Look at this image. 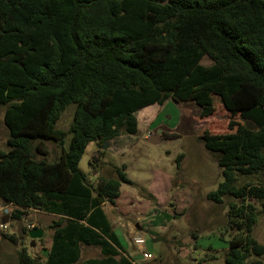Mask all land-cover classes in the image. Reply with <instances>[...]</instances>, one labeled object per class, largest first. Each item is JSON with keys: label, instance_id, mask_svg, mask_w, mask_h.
<instances>
[{"label": "trees", "instance_id": "obj_1", "mask_svg": "<svg viewBox=\"0 0 264 264\" xmlns=\"http://www.w3.org/2000/svg\"><path fill=\"white\" fill-rule=\"evenodd\" d=\"M216 98L233 114L264 108V0H0V106L9 131L0 200L15 207L9 222L29 211L60 216L46 261L24 249L17 264H134L102 209L131 184L126 166L94 185L79 169L84 153L138 134L136 114L148 107L172 100L207 117ZM70 105L73 122L58 129ZM242 121L198 134L223 176L208 199L239 201L229 203L239 236L228 242L226 264L264 256L253 237L258 207L247 202L264 212V182L239 185L264 178V127ZM44 142L61 146L58 159L47 160ZM81 246L101 257L81 263Z\"/></svg>", "mask_w": 264, "mask_h": 264}, {"label": "rangeland", "instance_id": "obj_2", "mask_svg": "<svg viewBox=\"0 0 264 264\" xmlns=\"http://www.w3.org/2000/svg\"><path fill=\"white\" fill-rule=\"evenodd\" d=\"M202 63L212 64L208 58ZM216 103V110L207 117L200 116L202 108L198 105H177L172 100L164 107H148L136 114L138 134H124L111 147L99 148L95 143L87 147L79 169L94 185L97 173L98 177H111L117 168L126 166L131 184L122 186L123 192L110 215L125 254L134 264H226L228 242L239 236L234 227H229V203L239 201L226 198L223 204H216L208 199V194L223 182V176L217 155L205 148L198 134L226 133L230 122L237 126L244 122L240 114L228 112L217 98ZM4 111L5 107L0 106V150L8 149L9 131L3 121ZM74 113L75 105L68 106L57 128L68 131ZM44 147L49 162L59 158L60 145L44 142ZM181 154L184 157L178 169L177 158ZM259 182H264L263 176L241 178L239 185ZM247 202L258 207L253 237L264 246V212L253 199ZM26 219L29 217L25 216L22 222L13 221L14 225L7 231L12 233L13 226L18 228L12 236L13 242L8 238V264H17L24 249L39 261L44 257L46 245L34 246L35 242L24 230ZM137 235L146 242L142 249L133 241ZM82 252L81 263L101 257L99 248L84 246ZM148 254L151 258L145 257ZM257 260L264 264V256H252L246 264Z\"/></svg>", "mask_w": 264, "mask_h": 264}, {"label": "crops", "instance_id": "obj_3", "mask_svg": "<svg viewBox=\"0 0 264 264\" xmlns=\"http://www.w3.org/2000/svg\"><path fill=\"white\" fill-rule=\"evenodd\" d=\"M165 105L160 106V107H164ZM177 105H179V104H177ZM118 138H116L113 141H111L110 143H108V146L111 147V144L114 143L115 141H117ZM98 174L99 173H97L95 175L96 178H98ZM123 185H125V184H123ZM122 186H121V189H122ZM121 189H120V193L122 194L123 190H121ZM116 206H117L116 205V202H115L114 205L109 204V203H105V204H103L102 209H103V211H104V213H105L108 221L112 225L114 232L116 233V235L118 236V238L120 240V237L118 235V229H116L114 227V221H113V219L111 217V215H112L111 214L112 208L113 207L115 208ZM14 209H15V207L13 205L12 211ZM26 216L29 217V219L24 220V226L26 227V229L25 228L24 229L26 230V233L27 234L30 231L34 230V229H42V231H43V236L41 238H39V239L33 240V242H35L34 243V246L36 244H38V246L39 245H42V244H45L46 245V247L44 248V254H43L44 257H43V259L41 261V262H45L46 259H47L48 252L51 249L52 242H53L54 230L51 229V225L53 224L54 221H58L59 218H60V216L55 215V214H51V213L42 212V211H29ZM0 217H1L0 218V264H8V262H7L8 261V247H9V245H8V237L9 236L11 237V236L15 235L17 233L18 228H17V226H13V228H11L13 230L12 233H8L7 231L9 230V227H11V225H14V222L13 221H10L9 223H7V228L6 229H2L1 228V224L3 223L2 222L3 215L0 216ZM31 222H34V224H33L34 229H30L29 228V224ZM19 238H20V242H22L24 240V237H22V236L19 237ZM9 240L11 242H13L11 239H9ZM83 247L84 246H81V258H82V254H83V252H82ZM86 247H89V246H86ZM90 259H94V258H90ZM87 260H89V259H87ZM87 260H85L84 262H86Z\"/></svg>", "mask_w": 264, "mask_h": 264}, {"label": "water", "instance_id": "obj_4", "mask_svg": "<svg viewBox=\"0 0 264 264\" xmlns=\"http://www.w3.org/2000/svg\"><path fill=\"white\" fill-rule=\"evenodd\" d=\"M241 118L244 121H248L253 123L258 129H262L264 127V108L255 107L251 108L244 113H242ZM108 144L104 145V148H107ZM2 224L6 225L9 222V216H5L2 220ZM29 238L32 240L39 239L43 236L42 229H34L28 233Z\"/></svg>", "mask_w": 264, "mask_h": 264}, {"label": "built area", "instance_id": "obj_5", "mask_svg": "<svg viewBox=\"0 0 264 264\" xmlns=\"http://www.w3.org/2000/svg\"><path fill=\"white\" fill-rule=\"evenodd\" d=\"M12 207H13V204H8V203H5L2 200H0V212L2 213L3 217L8 216V215L11 214ZM1 228L2 229H6L7 225L1 224ZM29 228L30 229H34V226L32 224H29ZM133 241H134L135 245L138 246L140 249H142L144 247L145 243H146L144 238L142 236H140V235H137L136 237H134ZM145 257L146 258H148V257L151 258V255L148 254Z\"/></svg>", "mask_w": 264, "mask_h": 264}, {"label": "clouds", "instance_id": "obj_6", "mask_svg": "<svg viewBox=\"0 0 264 264\" xmlns=\"http://www.w3.org/2000/svg\"><path fill=\"white\" fill-rule=\"evenodd\" d=\"M9 216V215H8ZM4 218V217H3ZM7 225V224H6Z\"/></svg>", "mask_w": 264, "mask_h": 264}]
</instances>
